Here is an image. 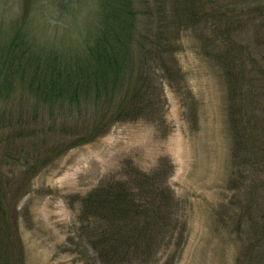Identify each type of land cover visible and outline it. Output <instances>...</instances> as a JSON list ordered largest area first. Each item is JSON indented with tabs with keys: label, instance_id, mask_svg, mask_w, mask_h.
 <instances>
[{
	"label": "rangeland",
	"instance_id": "374dc122",
	"mask_svg": "<svg viewBox=\"0 0 264 264\" xmlns=\"http://www.w3.org/2000/svg\"><path fill=\"white\" fill-rule=\"evenodd\" d=\"M137 1L141 28L148 25L157 33L173 12L180 22L190 0ZM214 1L225 17L203 19L201 13L188 27L170 26L177 31L174 64L181 74L174 83L159 81L163 102L156 116L117 123L95 141L56 157L18 201L23 149L35 136L30 127L41 121L28 95L17 92L0 107V171L12 190L9 204L23 264H85L77 243L81 198L104 182L126 178L133 168L160 175L176 196L177 217L185 227L182 240L179 232L151 264L169 258L171 264H236L244 244L259 234L264 226V0L240 2L237 9L227 8L228 0ZM95 9L97 0H0V20L26 13L40 28L42 45L65 50L81 45L86 30L97 24ZM237 70L246 78L230 91ZM63 124L58 121L57 129Z\"/></svg>",
	"mask_w": 264,
	"mask_h": 264
},
{
	"label": "trees",
	"instance_id": "16d2710c",
	"mask_svg": "<svg viewBox=\"0 0 264 264\" xmlns=\"http://www.w3.org/2000/svg\"><path fill=\"white\" fill-rule=\"evenodd\" d=\"M228 1L227 8L237 9L248 0ZM195 2L184 4L180 22L173 12L164 30L151 33L148 25L141 28L137 0H97V24L86 30L81 45L65 50L42 45L40 28L26 13L0 20V107L13 101L17 92L28 95L36 102L34 117L41 121L29 129L35 136L23 149V185L16 201L56 157L95 141L117 123L156 116L163 102L164 82L159 81L174 83L181 74L174 64L178 44L172 38L177 31L170 26L188 27L201 13L203 19L225 17L216 1ZM233 74L230 91L246 78L239 77V70ZM58 121L64 123L60 129ZM125 177L104 182L81 198L80 233L78 240L70 241L77 240L83 249L85 264H151L179 232L182 240L185 227L177 217L176 196L160 175L133 168ZM11 191L0 171V264H23L9 204ZM258 233L244 244L236 264H264V226Z\"/></svg>",
	"mask_w": 264,
	"mask_h": 264
}]
</instances>
